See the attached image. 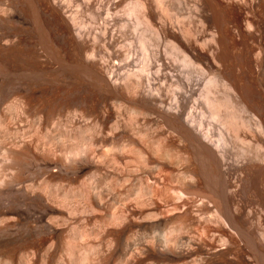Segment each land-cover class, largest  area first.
Returning <instances> with one entry per match:
<instances>
[{"label":"bare ground","instance_id":"obj_1","mask_svg":"<svg viewBox=\"0 0 264 264\" xmlns=\"http://www.w3.org/2000/svg\"><path fill=\"white\" fill-rule=\"evenodd\" d=\"M0 264H264V0H0Z\"/></svg>","mask_w":264,"mask_h":264}]
</instances>
